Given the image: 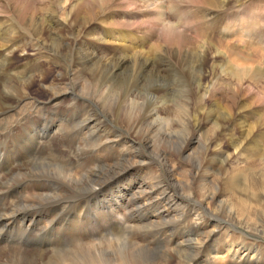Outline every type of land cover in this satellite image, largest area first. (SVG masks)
<instances>
[{"label": "bare ground", "instance_id": "6f19581e", "mask_svg": "<svg viewBox=\"0 0 264 264\" xmlns=\"http://www.w3.org/2000/svg\"><path fill=\"white\" fill-rule=\"evenodd\" d=\"M232 1L170 0L173 5H183L179 14H172L175 18L181 14L180 24H175L166 21L171 20L167 19L166 0H0V8L6 2L11 5L18 22L15 26L9 16L12 23L1 21L0 26V119L17 113L27 102L34 103L30 91L37 80L45 81L43 72L19 83L14 75H8L14 66L12 53L20 48L17 44L28 39L27 35L30 40L44 42L46 32L53 34L58 29L72 37L56 38V50L44 44L54 56L68 60V70L60 76L69 79L56 88L44 87L51 97L37 104L43 108L38 118L27 117L23 124L0 133V243L5 244L0 255L5 254V264H208L209 260L218 264H264V245L231 234L228 228L221 243L212 247L222 227L213 224L199 208L195 211L188 201L196 193L205 210L219 211L244 231L264 239V201L258 203L264 197V142L257 148L250 147L247 156L237 155L247 157L249 162L241 167L240 182L231 185L232 178L225 179V173L215 176V166L224 171L231 162L222 145L211 144L226 136L228 122L235 119L232 110L236 101L225 108H205L203 104L218 84L202 83L209 73L206 65L210 58H228L229 64L219 69L237 82V94L245 74H251L252 82L258 84L264 77L262 63L241 53V30L234 38V44L238 42L235 45L217 36L224 32L234 35L229 26H223V15ZM41 4L48 6L39 8ZM185 5L199 6L200 10H187ZM126 7H134V11L128 13ZM39 11L46 15H39ZM60 11L62 17L57 15ZM47 15L51 16L49 20ZM134 16L151 18L144 21L143 33L158 40L152 53L145 51L149 38L131 31L137 25ZM95 24L102 25L100 32ZM192 32L194 38L187 35ZM116 38H120L122 50L110 56H103L98 46L94 47L96 41L113 45ZM137 40L139 45L134 44ZM177 68L181 78L176 77ZM71 84L78 89H70ZM74 93L93 101L80 102ZM67 98L72 108L82 112L71 113L77 121L62 123L63 133L58 134L59 122L48 124L45 111ZM171 100L179 105L175 111L168 109ZM92 103L93 108L97 104L103 107L108 123L101 112L90 108ZM180 124L183 131L192 129L183 135L185 139ZM246 130V137H251L254 129ZM227 136L234 151L242 154L247 150L245 143L241 145ZM169 144L179 149L169 150ZM54 150L57 159L67 160L55 170V163L48 159L54 158ZM185 155L182 164L180 158ZM138 173L140 178L136 177ZM245 178H249L247 185ZM219 182L225 187L223 193L210 185ZM86 192L88 196L84 197ZM228 194L238 201L237 205L220 202ZM241 197L256 204L248 207ZM89 198L96 200L98 216L115 217H108L112 222L107 225L113 227L105 235L99 233L98 238L84 231L95 222L92 215L84 217ZM165 218L194 232L193 237L184 230L183 238ZM160 242L167 243L160 247L162 254L154 247Z\"/></svg>", "mask_w": 264, "mask_h": 264}, {"label": "rangeland", "instance_id": "374dc122", "mask_svg": "<svg viewBox=\"0 0 264 264\" xmlns=\"http://www.w3.org/2000/svg\"><path fill=\"white\" fill-rule=\"evenodd\" d=\"M61 1H66V0H61ZM166 1L167 2L165 3V11H166V15L168 14V18L167 19H171V20H166V21H168V23L172 22V23H175V24H180L181 21L179 19L181 17V14H180V17H178V18L173 17L172 14H173L174 11H176L175 13L179 14L181 12L182 8H183V5L178 4V3L173 5V4L170 3V0H166ZM135 3L137 4L138 2L136 1ZM138 5L142 6V4H140V3ZM45 6L47 7L48 4H45V5L41 4L38 7L39 8H45ZM177 6L179 7V9H178ZM185 6H187V7H185V9H187V10H190V9L193 10V11H196L197 9L200 10L199 6H197V7L196 6H191V5H185ZM175 8H177V10ZM132 9H134V7H126L124 9V11L130 13L131 11H134ZM229 9L230 10L227 11L223 15V17H224V21H223L224 25L223 26H229V28H231V30H230V32H232L231 34H234V35H230V34H227L225 32L224 33L222 32L224 35L223 34H218L217 35L218 38L221 37V39L234 44V40H235L234 38H235V36H237L236 35L237 32L239 33L240 30H241V32L238 34L239 36H241V41H240L241 44L238 45L240 50H241V53H243L245 55L254 56L255 61L258 60L260 64L262 63L261 67H264V0H233L229 4ZM199 10H197V11H199ZM121 11H123V9ZM138 11L141 12L143 10L139 9ZM239 12H241V15L239 14ZM41 13L42 14L44 13L46 15L45 12H40L39 11V15H41ZM62 13H63L62 11L58 12V14H57L58 17H62ZM108 13L109 12H107L106 15ZM229 14H230V16H229ZM106 15H103V17H102L103 20H104V17ZM9 16H11L13 18V20H12L13 23H12V21H10V19H8ZM50 17H51L50 15L46 16V18L48 20L50 19ZM176 17H177V15H176ZM138 19L139 18H136L134 16L133 22H137V25L135 27H132L131 31L135 30V33L137 35L139 34L138 36L141 35L140 37H143L145 35L146 37L149 38V40L151 42L150 41L148 42L146 48H148V47L149 48L146 49L145 51H149L150 50V52L152 53L151 49L156 45V42L158 40L156 38H151V37L147 36L145 33H143V31H145V29H144L145 22L144 21H146L148 19H151V18L148 17V19H147V18H145L143 16V17H140L139 21H138ZM6 20H8V22H10V23H12L14 25L18 23L14 19V13L12 12L11 5L8 4V2H6L5 5L0 8V26H1V23L3 21H6ZM52 20H55V19H52ZM101 26H102L101 24L93 25V27H95L96 30L98 29L99 32L101 31ZM223 26H221V28H223ZM191 28L193 29V27H191ZM193 32H195L194 29H193ZM193 32L191 34L187 33V35L190 36L191 38H194L195 34H193ZM59 36L61 38L65 37V36H67L66 38L71 37V36L68 35V33L65 30H59L58 29L53 34L52 33H47V32L44 34V36H43L44 40L43 41L45 43L42 42V40L41 41H38L36 39L30 40V37L27 35L28 39H26L23 42H20V43L17 44V46L20 45V48L16 49L12 53V56H13L12 61L14 60L13 61L14 62V66H13L14 72H13V70H11L10 71L11 74L8 73V75H11V76L14 75L12 78L19 83L20 80H27V79H30V77H33V76H40V75H42V72H43V74L45 76V78H44L45 81H43L41 83V82H39V80H37L35 85H34V87H32V89L30 91V95H32L31 101L34 100L33 101L34 103L27 102L26 104H23L22 108L20 110H18L17 113H14V114H12L11 116H8V117H6L4 115L0 119V133L6 134L7 131H8V128H10L11 126H17L20 123L23 124L24 121H25V118H27V117H33V118L37 117L38 118L39 115L42 113V109L43 108L39 107L37 104H39V102H45V101H47V99H49L51 97V94L46 89H44V87H47L49 85H53V87L56 88L58 86V84L59 85L63 84L64 82H66L69 79V76L68 77L66 75L60 76L61 72H65L66 70H68V64L70 65L68 60L54 56V54L50 50H48V48L44 45V44H46V45L52 47L54 50H56V47H55V44H54L53 41H57L56 38H59ZM259 36H261V38ZM105 39L107 40V38H105ZM113 41H114L113 42L114 46L110 45V44L104 45V43L102 41H99L100 43H98L96 41L94 47L98 46L99 49L97 48V50L103 56H105V55L106 56L107 55L110 56V55H112V53L117 52V51L119 52V51L122 50L121 49L122 48L121 47L122 43L120 41V38H116ZM69 42H70V40H69ZM134 42H135L134 43L135 45L136 44L139 45V43H137L138 40L134 41ZM127 43H128V40H127ZM237 43H235V44H237ZM84 44H85V39H83L82 45H84ZM218 47L221 50L225 51V48L222 47L221 45L218 44ZM0 52H1V50H0ZM71 54H72V56L74 55L73 53H71ZM70 59H72V57H70ZM227 59L226 58L225 59H220L218 57L217 58L213 57V59L210 58L209 61H208V64L206 65L207 66L206 67V69H207L206 71H208L209 73H208L207 77L202 79V83H204L205 85L207 84L209 86L212 85V84H217L218 83L214 89H211L209 91V100L208 99H203L204 100L203 104H204L205 108L211 107L213 105H218L219 107L221 106V108H223V106H224V108H225V106L227 104L232 105V101H236V107L232 110L234 115H235V119L230 120L231 122H228V124H227L228 128L224 130V134L226 136H223L221 139H219V141H216L215 143L211 144L213 147L215 146L216 143L222 145L223 149L227 152V154H230L229 163L230 162L231 163L229 165L225 166L224 171L222 169H219V166H217V167L215 166L214 167L215 168L214 171H215V176H217L218 173L227 174V176H225V179L229 180L230 178H232V180L229 181V183L232 185L236 181H238V182L241 181L240 174L242 173V171H241L242 165L245 166V167H247L249 165V162L246 160L247 157L244 158V157H238V156H241V155L242 156L243 155L247 156V152H248L249 149H251L252 147L253 148L254 147L257 148L260 142H264V90H263L264 89V77H263V80H262L263 83L260 82L258 84L257 82L256 83L252 82V80L250 79L251 74H245V75L243 74L245 76L244 77L245 81H244V84L242 86L241 85L239 86L241 89L240 88L238 89V92L239 91L240 92L237 94V89H236L237 82H235V80L233 81V79H231L228 76L229 74L225 75L226 73L223 74L222 72H220V69H219V67L229 64V60H227ZM173 62H174V60H173ZM171 64L173 65V63H171ZM237 64L239 65L241 63L239 62ZM242 67H243V65H242ZM3 68L7 69V67L5 65L3 66ZM25 68H26V71H28L27 73L24 70ZM170 70L171 71L173 70L172 67H170ZM175 73H176V77L181 78L180 71H179L178 68L175 69ZM227 73H228V71H227ZM216 81H218V82H216ZM68 82L71 83L72 81L69 80ZM72 86H74V88ZM69 88L72 89V90H74V89L77 90L78 89L76 87V85H74V84H71L69 86ZM192 88L196 89V87H192ZM189 90H190V86H189V89H187V91H189ZM241 90H245L247 92V94H244V92H242ZM74 94H75V96L78 95L76 93H74ZM244 95H246V96H244ZM85 97H86V99L84 97L79 96L77 98V100L80 101V102H82V101L86 102L87 100H88L87 102L93 101V99L89 98L88 96H85ZM70 102L71 101L67 98L66 101H64V103H60L61 106L60 105H57V106L54 105L55 107L53 106L52 110H49V111L46 110L45 111V117L49 119L48 120V124H50L53 121L59 122L61 128H60V130L57 131L58 134L60 132L63 133V131H62L63 130V128H62L63 124H67V123L73 122V120H75V119L77 121L78 118L75 115H73L76 111H79L78 114H81V112H82L81 109H79L77 107L72 108L73 104H71ZM189 103H194V101L190 100ZM91 105L92 106L90 108L94 112H98V113L101 112L100 115H102V117L104 119H106L105 121H107V123H108V115L106 114V112L103 109V107L100 104H97V107L94 106V108H93L94 104L92 103ZM169 106L170 107H168V109L175 111L176 108L179 105H175L174 101L171 100ZM75 108H76V110H75ZM50 111H51V113H50ZM46 112H47V114H50V115H47ZM71 113H73V114L71 115ZM52 114L54 116H52ZM57 116H58V118H57ZM72 117H74V119H72ZM63 126H65V125H63ZM181 127H182V124H180L179 130H180L182 139H185V137L183 135H186L187 133L190 134L192 129L188 127V131L186 129L183 131L181 129ZM248 128L249 129H254V132H253L251 137L247 138L246 137L247 136V134H246L247 130L246 129H248ZM227 135H231V139L235 140L237 143L238 142L241 143V145H242V143L243 144L245 143L247 150L246 151L242 150L241 151L242 154L241 153L239 154L238 151H234L232 145L230 144V142H232V141L229 140V138H228L229 136H227ZM217 137H220V136L217 135L216 138ZM195 145H196V147L197 146L199 147L198 144H195ZM168 147H169V150H177V149H179V146L174 145V144H172V146H170V144H169ZM143 149H145L146 153L149 152L148 148L146 149L145 146H143ZM153 150H155V148ZM231 153H232V155H231ZM51 154H52V157H54V158H49V156H48V159H52V160L53 159H57V157L59 156V155L57 156V154L55 153V150H54L53 153L51 152ZM148 154H150V153H148ZM185 157H186V155L182 156L180 158V160H181L180 162L181 163L183 162L182 164H185V161H186ZM198 157L197 156L195 157L196 158L195 159V161H196L195 163H197L199 161ZM256 157L257 156H254V161H256L255 160ZM263 158L261 160H263ZM52 160H49V161L55 163L52 166L53 170H55L60 164H64V162H67L66 159H64V160L57 159L58 161H56V160L52 161ZM60 161L61 162L64 161V162L60 163ZM256 163H257V161H256ZM259 163H260V160H258V165H259ZM238 165H240V166H238ZM232 166H236V167H234L235 168V173L233 171L234 168H232ZM242 168H244V167H242ZM225 169L229 170V171L232 170V171H230V172L227 171V173H226ZM154 170L155 169H153V171ZM221 171H223V172H221ZM256 172L260 173L257 170H256ZM247 174H250V173H247ZM137 175H138V178H140L141 174H139V173L136 174V177H137ZM54 181H57V180H54ZM248 181H249V178H245L244 184L247 185ZM210 185L212 187L213 186L215 187L213 189L219 188L222 193H223V191H225V187H224L223 183H221V182H219L217 186L215 184H210ZM10 193H12V192H10ZM85 194H87V192ZM87 196H88V194L84 195V197H87ZM231 197L232 196H229V194L228 195H224V196L221 197L220 202H222L224 200V203L231 202V203L237 205L238 201H233ZM199 198L200 197L198 196V194H196V193L193 194V196H191L190 199L188 200V201H190V203L192 205L191 204H189V205L192 206L193 208H195L194 209L195 211H196V209L199 208L198 211L199 212L201 211L202 214L205 215V217L210 218L212 223L214 222L213 224L217 223V224H219V226L222 227V230L216 236V238L214 240L215 244H213L212 247H215L217 244L221 243L222 239L224 238V236L227 233L225 231L226 228H228L231 231V234H235L236 233L237 236H241V238L246 239L247 241H250V242H254L255 241L256 244L264 245V239H262L261 237H258L257 235H255L253 233H250L249 231H244L239 225H237V223H235L234 221L229 220L228 218H225L226 216L224 214H221V212H219V211L215 212V210L213 211L212 208L209 209V210H205L204 206L200 205L198 203ZM103 199L104 198H99L98 201H101V200L103 201ZM242 199H243V201L246 202V200H245L246 197H243ZM87 201H88V202H86V203H88V204H86L87 207H88L87 211H89L90 213L87 212V211H86L87 213L84 212V217L85 216L87 217L88 215H90V216L92 215V218H93V220L95 222H93L94 223L93 224L94 227L86 226V228L84 227V231L86 233L88 232V234H93L94 233V235H95L94 238H96V236L98 238V236L100 234H104L105 235V233L107 232V229L109 230L110 228L113 227V226L109 227V225H107L108 222L110 220H112L113 217L108 216L110 218V220H109L108 217H106L107 218L106 219L105 216H104V218H102L103 216H101V215L98 216L99 215L98 214L99 209L97 207H95L96 206L95 205V201L96 200H94V199L92 200V199L89 198V199H87ZM260 201H264V197L259 198L258 199V203ZM89 203H90V205H89ZM8 204H10V202ZM255 204L254 203L250 204V203L246 202V205L248 207L250 205L253 206ZM91 206H93V207L91 208ZM122 213L120 212V214H122ZM90 216H88V217H90ZM165 219L167 221L169 220V222H171L170 220H172L170 218H168V219L165 218ZM111 222L112 221H110V223ZM122 222H124V221L122 220ZM194 222H195V220H194ZM84 223H86V220L82 224L84 225ZM96 224L98 226H96ZM170 224H171L172 227H174L173 230L174 231L176 230L178 234L183 235V233L186 231L185 228H183L181 226H180L181 228H179L178 225L172 224V222ZM107 227H109V228H107ZM179 231H181V232H179ZM155 232H157V231H155ZM159 232H161V231H159ZM159 232H157V233H159ZM186 232L184 234H187L189 237H191V236L193 237L192 234H194V232H191V233H189V232L186 233ZM150 233L153 235L154 231H150ZM238 233H240V234H238ZM151 234L147 233V235H149V236ZM184 236L185 235H183V238H185ZM10 245H11L10 243L6 244V246H10ZM39 245L41 247L44 246V245H42L40 243H39ZM164 245L167 246V243L166 242H162V243L160 242L159 244L154 246L155 248H157L155 250L158 253L162 254L163 253V249L160 248V247H164ZM46 246H48V245H46ZM46 246H44V247H46ZM55 246H57V244ZM3 248H5V244L3 245V243H0V251ZM4 256H5L4 253H2L0 255V264H5ZM222 263L223 262H221V264ZM208 264H218V263L216 261H214V260H209Z\"/></svg>", "mask_w": 264, "mask_h": 264}]
</instances>
